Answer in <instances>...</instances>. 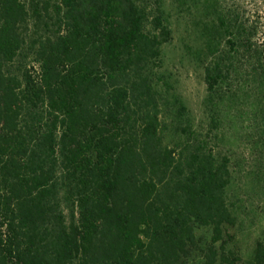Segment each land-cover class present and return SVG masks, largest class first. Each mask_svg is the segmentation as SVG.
I'll use <instances>...</instances> for the list:
<instances>
[{
  "label": "trees",
  "instance_id": "trees-1",
  "mask_svg": "<svg viewBox=\"0 0 264 264\" xmlns=\"http://www.w3.org/2000/svg\"><path fill=\"white\" fill-rule=\"evenodd\" d=\"M145 18L141 0H0V264H264V233L247 261L218 245L229 159L165 140L171 30Z\"/></svg>",
  "mask_w": 264,
  "mask_h": 264
},
{
  "label": "rangeland",
  "instance_id": "rangeland-1",
  "mask_svg": "<svg viewBox=\"0 0 264 264\" xmlns=\"http://www.w3.org/2000/svg\"><path fill=\"white\" fill-rule=\"evenodd\" d=\"M141 7L148 32L160 33V21L171 30L155 74L165 140L203 141L229 159L236 222L218 245L247 261L264 233V0H141ZM197 233L210 239L212 230Z\"/></svg>",
  "mask_w": 264,
  "mask_h": 264
}]
</instances>
